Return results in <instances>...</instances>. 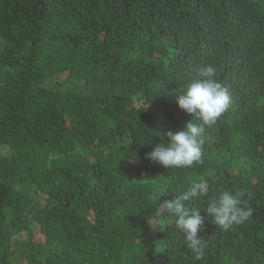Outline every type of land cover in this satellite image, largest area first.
Wrapping results in <instances>:
<instances>
[{
  "label": "trees",
  "instance_id": "16d2710c",
  "mask_svg": "<svg viewBox=\"0 0 264 264\" xmlns=\"http://www.w3.org/2000/svg\"><path fill=\"white\" fill-rule=\"evenodd\" d=\"M205 66L234 95L203 165L149 161ZM193 181L201 215L224 190L252 209L206 216L199 260L160 207ZM0 264H264V0H0Z\"/></svg>",
  "mask_w": 264,
  "mask_h": 264
},
{
  "label": "clouds",
  "instance_id": "9594fccd",
  "mask_svg": "<svg viewBox=\"0 0 264 264\" xmlns=\"http://www.w3.org/2000/svg\"><path fill=\"white\" fill-rule=\"evenodd\" d=\"M223 77L215 78V69L212 66H205L199 69V79L189 83L184 91L177 96L179 109L191 116V120L181 131L167 132L163 136L165 141L155 145L146 154V159L158 163L166 169H189L195 165H203L204 151L202 136L205 125L214 124L229 107L230 96L222 86ZM229 113L233 110V104ZM195 120L201 123L193 122ZM248 138L243 141V146ZM153 140L148 143L152 145ZM250 144H247L249 148ZM231 162H236L235 171L238 174H246L248 168L245 165V157L238 154L226 156ZM208 191L205 181H193L190 186L177 195L174 199L165 200L160 207L167 210V217L170 218L177 230L185 238L187 247L195 254L196 259H201L204 254L205 242L199 236L205 224L206 216H212L215 222L223 229L233 225H240L252 215V209L246 206L245 193L241 190L235 192L224 190L218 198H213L201 215L196 208H190L186 202L195 197H202ZM158 221L153 219L149 225L157 229Z\"/></svg>",
  "mask_w": 264,
  "mask_h": 264
}]
</instances>
